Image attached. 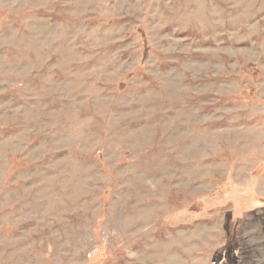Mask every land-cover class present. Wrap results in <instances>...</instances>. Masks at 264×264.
<instances>
[{
	"label": "rangeland",
	"instance_id": "rangeland-1",
	"mask_svg": "<svg viewBox=\"0 0 264 264\" xmlns=\"http://www.w3.org/2000/svg\"><path fill=\"white\" fill-rule=\"evenodd\" d=\"M0 264H264V0H0Z\"/></svg>",
	"mask_w": 264,
	"mask_h": 264
}]
</instances>
